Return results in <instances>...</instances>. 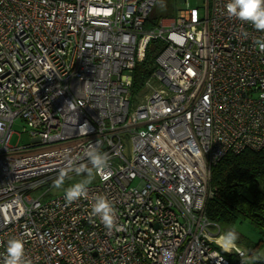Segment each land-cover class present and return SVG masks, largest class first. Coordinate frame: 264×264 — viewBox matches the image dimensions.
<instances>
[{
	"label": "built area",
	"instance_id": "2783aa9c",
	"mask_svg": "<svg viewBox=\"0 0 264 264\" xmlns=\"http://www.w3.org/2000/svg\"><path fill=\"white\" fill-rule=\"evenodd\" d=\"M157 1L0 0V264L13 238L26 264H264L218 242L204 211L212 166L264 148V32L228 0L147 28ZM152 41L135 104L131 71ZM17 120L28 145L9 144ZM92 148L108 167L87 196L42 199L69 161L92 167ZM99 196L112 229L92 213Z\"/></svg>",
	"mask_w": 264,
	"mask_h": 264
},
{
	"label": "trees",
	"instance_id": "16d2710c",
	"mask_svg": "<svg viewBox=\"0 0 264 264\" xmlns=\"http://www.w3.org/2000/svg\"><path fill=\"white\" fill-rule=\"evenodd\" d=\"M157 21L155 15H149L147 27ZM160 47V43L150 42L144 58L131 71L130 97L133 102L154 69V58ZM209 187L213 195L205 203V215L229 239L232 238L228 233H235L233 227L237 221L248 220L264 233V148L244 150L237 155L226 154L212 166ZM254 250L252 248L249 255Z\"/></svg>",
	"mask_w": 264,
	"mask_h": 264
},
{
	"label": "clouds",
	"instance_id": "9594fccd",
	"mask_svg": "<svg viewBox=\"0 0 264 264\" xmlns=\"http://www.w3.org/2000/svg\"><path fill=\"white\" fill-rule=\"evenodd\" d=\"M226 11L230 17H236L241 21L249 22L257 31L264 32V0H228ZM256 45L261 51H264V40H256ZM81 128L87 131V124ZM89 163L92 165L88 168L84 164L73 167L72 161H69L68 171H75L77 175L86 174V179L74 183L64 188V199L71 204L72 202L87 196V184L91 183L93 178V169L97 173H102L108 167V158L105 154L95 148L87 153ZM68 172L61 171L53 182V188L60 189L63 187ZM92 213L98 215L102 223L112 229L115 223V210L107 197L99 196L92 205ZM232 240L238 237L234 232H229ZM24 257V243L19 239H10L7 243L6 256L4 264H26Z\"/></svg>",
	"mask_w": 264,
	"mask_h": 264
},
{
	"label": "rangeland",
	"instance_id": "374dc122",
	"mask_svg": "<svg viewBox=\"0 0 264 264\" xmlns=\"http://www.w3.org/2000/svg\"><path fill=\"white\" fill-rule=\"evenodd\" d=\"M205 0H158L152 9L150 15H155L157 20H161L163 18H173L176 11L184 8H196L200 13L204 8ZM161 13V15H160ZM162 16V17H159ZM153 25L148 26L147 28H152ZM157 54V53H156ZM143 91V90H142ZM142 91L140 96H142ZM139 96V97H140ZM139 102V99L136 98L135 104ZM25 127L24 123L20 120L14 122L11 127L12 134L9 140V144L11 146H25L30 144V138L28 133H23V128ZM86 179V174L77 175L76 172H71L67 178L65 179L64 185L60 189L51 188L50 192H48L42 199H49L60 193L64 192V188L68 186L80 182L81 180ZM95 181L94 175L91 183ZM89 183V184H91ZM51 182L44 184L31 192L32 196H37L38 194H42L44 190L48 187ZM236 236L238 237L235 241L229 239L224 232L223 238L228 243L230 242L235 248L243 250L247 253L250 252L252 248H255L252 257H264V233L261 229L253 226L248 220L245 221H237L233 227Z\"/></svg>",
	"mask_w": 264,
	"mask_h": 264
},
{
	"label": "bare ground",
	"instance_id": "6f19581e",
	"mask_svg": "<svg viewBox=\"0 0 264 264\" xmlns=\"http://www.w3.org/2000/svg\"><path fill=\"white\" fill-rule=\"evenodd\" d=\"M218 242H220L225 248H228L232 245L230 242L228 243L227 241H225L223 237L219 238Z\"/></svg>",
	"mask_w": 264,
	"mask_h": 264
}]
</instances>
